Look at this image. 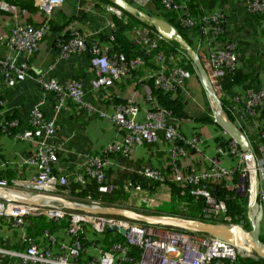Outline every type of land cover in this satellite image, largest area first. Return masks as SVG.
<instances>
[{
  "label": "built area",
  "instance_id": "2783aa9c",
  "mask_svg": "<svg viewBox=\"0 0 264 264\" xmlns=\"http://www.w3.org/2000/svg\"><path fill=\"white\" fill-rule=\"evenodd\" d=\"M34 1L39 10L44 13V20L39 25L16 19L20 14L19 8L0 1V7L9 9L17 20L10 28L9 33L1 39L4 52L0 55V77H2L1 81L4 85H11L16 81L25 80L30 75L28 61L37 52L40 43L49 33V19L53 17L56 9L62 7L65 3V0ZM127 1L146 7L152 0ZM162 2L168 9L181 8L176 0H162ZM244 3L248 11L253 13L264 12V0H245ZM109 9L119 15L121 14L113 7H109ZM182 22L187 28L195 26V21L189 16L183 17ZM199 29L203 33L201 53L206 67L221 91L220 80L225 77L228 70L237 69L239 59L238 43L237 41H222L221 37L227 36L229 31L228 18L223 14L214 13L204 16ZM69 32L71 38L60 43L62 54L67 57L73 53L86 51L89 47L86 36L80 34L74 25L69 27ZM131 35L138 43L147 46V52L151 51L150 47L157 46L155 39L161 38L158 34L154 35L148 27H135L131 30ZM216 37H218L217 40ZM90 51V63L95 74L91 80V89L100 97H102L100 94L105 92L106 95L103 97L113 98L114 96L108 89L113 87L115 82L128 72L137 70L141 64L140 58L127 60L123 54L111 56L109 46L100 45L97 41L94 42ZM157 58L160 62V69L155 76L156 84L173 93L180 89L188 94L187 80L192 74L177 66H167L165 56L161 53L157 54ZM37 82L44 89L55 93V100L59 109L67 98L77 103V105L86 106L83 102L85 90L77 79H70L65 85H62L55 79L39 74ZM188 96H190V93ZM243 97L237 94L232 98L233 108L235 113L237 112V123L239 124L245 120L242 114L243 110L244 113L250 116L257 115L256 107L264 99V90L255 92V90L249 89ZM243 99L245 100V107L237 109L236 106ZM147 100L151 104V108L147 111L144 120H137L140 108L133 99H129L123 106L109 108L111 111L101 110L98 113L101 118H109L111 122L116 124L118 129L117 137L101 153L96 155L85 154L83 157L86 174L100 183L101 191L110 189L109 186L104 184V170L113 163L110 155L112 152H122L124 155L131 157L136 145L141 142L157 143L160 139L159 132L163 131L165 140L172 145L171 161L175 166L173 178L197 186L193 193L205 197L204 213L210 219H224L229 222L232 220L231 217L227 216L225 201L217 194L206 189L203 183L214 178L228 179L235 172L239 173L240 181L237 189H241L242 192L246 193L248 203L252 206V210L255 208L254 211H256L253 213L250 209L249 215L253 217L260 207L264 211V132L262 145L259 148L263 156L255 153L254 173L247 164L246 155L240 152L234 140H230L226 147L218 145L217 152L220 155H232L240 158L241 163L239 166L230 170L217 167L219 172L214 173L208 171L197 173L194 167L189 166V172L185 173L177 168L175 158L185 155L186 146L199 151L203 138L198 135H193L191 139L185 138L176 129L174 123L176 118L172 112L161 107L151 94H148ZM2 106H4V103L0 100V107ZM90 109L94 108L90 107ZM18 124L17 119L2 121L0 123V135L6 133L19 140L36 141L37 149L27 161L28 164L36 168V171L29 178L16 180L13 184H10L9 180L4 178L0 171V229L3 220H9L12 226L18 227L24 225L26 216L44 214L52 219L59 220L69 215L70 223L65 232L66 236L77 235L82 232L85 223L101 233L105 232L107 227L113 225L125 227L127 229L125 235L127 237L126 246L136 245L142 250L141 257L132 264H211L213 259L235 260L238 255L249 256L248 252L208 235L155 229L145 224L118 217L91 215L85 212L72 211L63 204H55L53 197L59 192L64 193L61 190L69 184L68 176L58 174L55 171V167L61 159V149L50 142L58 129L56 122L47 119L40 107L37 106L31 111L29 128L22 132L16 131ZM140 168L144 175L159 179V181L164 180V177L156 168L145 165ZM77 180L84 182L82 174L78 175ZM242 180H246L244 184H241ZM245 182L247 183L245 184ZM126 187H135L138 191L141 190L139 185H126ZM259 195L262 196L260 203L256 201ZM87 204L96 207L102 205L95 200ZM134 230L142 233L140 238L137 237ZM81 249L82 245L79 241H75L71 246L66 242H60V253H54L52 248L41 249L36 244H32L25 251H17L0 245V264H124L125 259H128L125 245L116 243L110 250L100 249L99 256L86 263L73 261L72 259L79 255ZM175 250H180L181 254H177ZM7 258H9V262L6 261Z\"/></svg>",
  "mask_w": 264,
  "mask_h": 264
},
{
  "label": "crops",
  "instance_id": "0c3cea01",
  "mask_svg": "<svg viewBox=\"0 0 264 264\" xmlns=\"http://www.w3.org/2000/svg\"><path fill=\"white\" fill-rule=\"evenodd\" d=\"M244 2L245 0H223L218 6L216 4L211 12L208 11L207 16L214 13L225 16L232 15L230 29L235 27L241 31H248L247 37L249 40L245 39L246 43H252L256 39L253 43L256 42L255 44L258 48L253 53V57L255 60L259 59V62L261 60L263 62L259 66V80L264 83V55L258 56L261 47V36L258 34V30L254 32L249 27V24L243 20L244 8L242 6L245 5ZM109 7L110 5L101 4L98 0H65L64 5L56 9L52 17L56 22V29L46 35L40 43L37 52L28 61L30 75L25 80L16 81L11 85H4L3 81H1L2 77H0V100L4 103V106L0 107V123L6 118H9L8 120L17 119L19 124L16 131L22 132L30 127L32 109L37 106L40 107L45 117L55 120L58 127L56 134L50 139L52 144L57 145L61 149V159L56 166V172L68 176L69 181L70 179L76 181L78 175L84 170L83 157L85 154H99L106 145L117 137L118 129L116 124L111 122L109 118H101L98 114L101 110L111 111V108H116L118 105L115 103V98H121L125 102L133 99L140 108L137 120H144L146 119L147 111L151 108V104L147 100L148 94H150L149 88L143 84V80L154 75L151 68L143 67L144 65L140 64L136 70L140 75L139 85L130 83L121 91L115 86V83L113 91H110L115 98L103 97L102 99L91 89V80L95 74L90 63V50L73 53L67 57L62 54L60 43L62 40H67V36L70 34L69 27L73 25L77 27L80 34L86 36L89 45L96 41H104L102 44L106 45V39L102 40L101 38L104 35L110 38L114 29L113 15L115 16V12L110 10ZM16 19H25V21H34L32 23L39 24L44 20V15L40 13L26 14L25 17ZM16 19L11 16L10 12L9 14L0 13V55L4 52L1 39L9 33L10 28L16 23ZM245 46L250 47L248 45ZM141 63L144 64V59L142 58ZM39 74L55 79L62 85H65L70 79L80 81L85 90L83 102L86 106H78L77 103L67 98L59 109L55 100V93L44 89L37 82ZM187 90L190 93V96H188L189 93H185L189 108L187 117L177 119L176 127L187 139H191L193 135L201 136L203 143L199 147V151L188 148L184 156H177L175 158L177 168L188 173L189 166H192L197 170V173L203 171L214 173L219 172L217 167L230 170L235 166H239L241 163L240 158L232 155H220L217 152L218 144L215 137L217 135H225L227 137L225 132L214 122L210 120L205 122L199 119L202 115L210 114L213 117V114L209 110L210 100L196 74H192L187 80ZM235 90L236 93H243L239 87L235 88ZM227 93L226 95L229 96V92ZM96 104H100V106ZM90 107L94 109H90ZM207 112L209 114H206ZM242 125L247 131V135L254 136L256 131L260 130V126L256 125L255 122H246L244 120L241 123ZM257 139L255 138L254 141H257ZM259 145L258 142V151ZM36 149V141L19 140L6 133L0 135V171L2 176L9 180L10 184L19 179L29 178L36 171L34 166L27 163L28 159L34 155ZM171 149V143L160 138L152 147L140 148V146L136 145L131 159L139 165L148 164L152 167L163 168L171 164L173 165L171 169L173 174L175 166L171 161ZM233 176V174L230 175V177ZM163 189L165 190L163 195L167 196L166 194L169 191L167 185H161L157 189L158 193L161 194L160 191ZM64 193L61 194L59 192L58 198L62 197V195L71 197L68 194L69 191H64ZM141 194L143 195V193L137 194L133 192L129 204L138 205L139 199L145 198ZM53 200L55 204H62L57 198L56 200L53 198ZM262 235L264 236V224ZM10 236H12L10 230L7 228L0 229L1 242L8 240ZM10 240L13 241L12 238ZM58 240L60 239H57L56 235L50 238L52 244L57 243ZM52 251L54 253L61 251L60 242H58L57 246L52 247ZM97 255L99 256V254Z\"/></svg>",
  "mask_w": 264,
  "mask_h": 264
},
{
  "label": "trees",
  "instance_id": "16d2710c",
  "mask_svg": "<svg viewBox=\"0 0 264 264\" xmlns=\"http://www.w3.org/2000/svg\"><path fill=\"white\" fill-rule=\"evenodd\" d=\"M98 1L101 4H107L114 7L111 0ZM176 1L181 6L180 9H168L163 4L162 0H152L151 3L146 7L138 6L134 3L133 4L149 14L162 17L169 21L179 30V32L187 39V41L191 45H193L195 49H198L203 46L201 42L203 33L199 29V27L202 25L203 17L207 15L208 11L211 12V10L215 8L216 4L218 6V4L221 3V1L223 0ZM3 2L9 5L17 6L20 9V17H25L26 14L35 13H40L44 15V13L41 12L37 6H35L34 0H4ZM242 8H244L243 20L249 24V27L254 32L258 30V34H260L261 36V47L258 56L264 55V12L253 13L251 11L246 10L247 8L245 5H243ZM9 12V10L1 9L0 7V13L9 14ZM186 16H189L195 21V26L193 28H187L183 25L182 18ZM226 17L228 18L230 25L228 35L221 37L222 41H237L240 50H242L243 48H247L245 46L247 45L245 39H239V36L237 34V31L241 30L236 29L235 27L234 29H230L232 15H227ZM113 21V35L110 38L109 36L105 35L101 38L102 40L106 39V45L102 44V42L104 41H98V43L103 46H109L111 56L123 54L127 60H131L134 58L144 59V64L141 63V65H144L143 67L146 66L148 68H151L152 72H154L153 76L147 78L146 80H143V84H145L149 88V93L153 95V97L156 99L157 103L161 107L171 111L176 119L187 117V110H189V108L187 97L184 91L179 89L177 92L173 93L157 85L155 82V74H157L160 69V62L157 58L158 53H161L165 56V64L167 66H177L189 71L191 74H196L194 65L191 60L188 59L185 52L182 51L178 44L174 41H169L163 38L155 39L157 42V46L150 47L151 51L147 52V46L142 45V43H138L135 38L131 35L132 29H134L135 27H145L146 25L140 23L136 19L126 14H123L122 16L113 15ZM32 22L34 21H31L29 23ZM32 24L39 25L40 23ZM48 25L50 26V31L56 29V22L52 18L49 19ZM151 30L156 34L154 29ZM245 32L243 31L241 35H245L248 39V31ZM67 37V40L70 39L71 34H69ZM217 39L218 37H216V40ZM66 41L62 40V42ZM92 46L93 44L91 45L90 49L92 48ZM259 61V59L255 60V58H246L245 53H241L240 56L239 52L237 69H234L235 71L228 70L225 77L222 78L221 86L223 107L228 118L236 123L237 112L235 113V109L233 108L232 98L237 94L241 95L242 98H244V93L249 89H253L255 90V92L264 90V83L259 80V66L263 62L262 60L261 62ZM139 77V73H137L136 70H132L123 77H121L118 81H116L115 86L122 91L130 83H137L139 85ZM237 87L242 89L243 93H236L235 88ZM113 88L114 87L109 88L108 91H113ZM227 92H229V96L226 95L228 94ZM104 95H106V93L102 92L101 96L103 97ZM115 101L118 106H123L126 103L125 100L121 98H115ZM244 103L245 100L243 99L242 102H240L236 106V108L243 109L245 107ZM256 109L257 115L254 117L244 113V110L241 111L244 115V119L246 120V122H255L256 125L260 126V130L256 131L254 136L248 135V137L251 140L255 152L258 153L260 156H263L262 151H260L259 153L257 149V143L259 142V144H262V132L264 130V99L256 107ZM206 114H209V112H207ZM8 119L9 118H6V120ZM199 119L205 122H209V120L211 122H214V119L210 114L202 115L199 117ZM239 125L241 126V124ZM241 129L247 133L244 125L241 126ZM225 134L228 138L225 135H217L215 137V140L218 145L226 147L230 142V136L227 133ZM159 137L165 140L163 131L159 132ZM255 138H258L257 141H254ZM138 146H140V148L152 147L153 144L141 142L138 144ZM110 155L113 163L107 166L104 170V184L110 187L109 190L101 191L100 183L95 178L88 177L85 169L80 173L84 177V182L80 180H72L69 182L68 185L63 187L62 190L69 191L68 194L72 197L73 200L79 202L82 201L86 204L95 200L100 202L102 205L106 206L127 205L135 209L141 210V207L145 205L146 199L148 197L153 196L151 195V193L153 192L159 195V191H157V189L164 184L167 185L169 189L167 195H169V197L172 201H174V203H179V211L174 210L172 211V214H178L191 218H205V197L193 193V191L197 188L196 185L187 181L174 179L171 171L173 165L168 164L163 168L156 166L153 167L159 170L161 176L164 177L163 181H159V179L150 178L144 175L143 172L140 171V167L142 165H139L136 161L131 159L130 156H126L122 152H112ZM55 169L57 168L55 167ZM233 175L234 176L230 177V179L214 178L208 182H204L203 186L210 192L217 194L221 199L225 201L228 212L227 216L232 217V222L238 223L240 221H244L246 224V228L249 229L250 224L245 221L248 217L247 198L245 195H240L236 190V183L239 180V173L236 172ZM126 185H139L141 187V190L138 191L135 187L127 188ZM141 191H144L145 194ZM133 192L137 194L143 193V195H141L142 197H145L139 199L138 205H131V203L129 204L130 197ZM211 220L214 222H227L224 219L211 218ZM10 223L11 222L9 220H3L1 223V229L7 228L11 231L12 236H10L9 239L6 241H0V245L5 246L9 249L25 251L32 244H36L41 249H47L52 248L55 245L57 246L58 242H66L68 245L71 246L74 244L75 241H79L82 245V249L80 250L79 255L76 258H73L72 260L75 262L77 261L79 263H86L96 258L98 256L97 254H99L100 249L104 251L110 250L114 244L121 243L127 248L126 256L128 257V259H125L124 264H132V262H135L141 257L142 250L136 245L126 246L127 242L125 235H122L117 231H105L101 233L95 230L88 223H85L82 232H79L77 235L66 236L65 232L70 223L69 215L59 220L52 219L44 214L31 215L25 217L23 226L15 227L12 226ZM54 235H56L57 239L60 240H58L57 243L52 244L49 238L50 236ZM11 238L13 239V241L10 240ZM6 261L9 262V258H7ZM211 264H264V260L255 257L238 255L235 260L213 259L211 261Z\"/></svg>",
  "mask_w": 264,
  "mask_h": 264
},
{
  "label": "water",
  "instance_id": "95a60500",
  "mask_svg": "<svg viewBox=\"0 0 264 264\" xmlns=\"http://www.w3.org/2000/svg\"><path fill=\"white\" fill-rule=\"evenodd\" d=\"M114 7L121 14H126L154 31L163 39L174 41L180 49L185 52L188 59L194 65L196 75L210 100L209 110L213 114L214 122L236 142L241 152L246 155L247 164L250 168L255 166V154L252 143L241 127L230 120L225 113L221 93L217 87V82L211 76L206 67L203 55L199 49H195L179 30L166 19L149 14L139 7L131 4L127 0H111ZM245 180H242L244 183ZM245 195V193H240ZM62 204L71 210L85 212L91 215H105L120 217L126 220L145 224L155 229L174 230L191 234L208 235L241 250L249 252V256L264 260V241L262 239V225L264 219L263 208L260 207L256 215L249 217L250 229L243 227L244 221L239 224H228L224 222H214L208 217L191 218L178 214H162L147 212L127 206H92L75 202L69 198L55 196ZM106 232L117 231L126 235L127 229L119 225H113L105 229ZM181 254L180 250H175Z\"/></svg>",
  "mask_w": 264,
  "mask_h": 264
},
{
  "label": "rangeland",
  "instance_id": "374dc122",
  "mask_svg": "<svg viewBox=\"0 0 264 264\" xmlns=\"http://www.w3.org/2000/svg\"><path fill=\"white\" fill-rule=\"evenodd\" d=\"M1 1H4V0H1ZM34 4H35V1H34ZM13 6V5H12ZM12 8V7H11ZM11 12V11H10ZM11 16H12V13H10ZM116 16H119L118 13H114ZM25 20V19H23ZM74 27L77 29V27L74 25ZM78 31V29H77ZM245 32V31H244ZM241 33H243V31H237V34L239 36V39L243 40V39H247L245 35H241ZM246 33V32H245ZM251 41V40H250ZM254 41H256V39H254ZM253 41V42H254ZM247 43L248 46L250 47H247V48H243L242 50H239L240 48L238 47V51L241 52V53H245V56L246 58H254L253 57V53L255 52V50L258 48V46H256V42L255 43ZM243 47V46H242ZM183 91V90H182ZM206 93V92H205ZM97 106H100V104H96ZM96 107V106H95ZM97 108V107H96ZM107 146V145H106ZM191 148V147H189ZM192 150L196 151L195 148H193ZM145 166H149L148 164L145 165ZM237 167V166H236ZM252 171L254 172V168H252ZM70 181H72L70 179ZM247 183V182H246ZM240 192L241 189H240ZM161 194L157 195L156 193H151V195H153L152 197H148L145 201V205H143V207H141V210H146V211H152V212H158V213H162V214H172V211L176 210V211H179V203L172 201L171 198L169 197V195L167 196H164L163 193H165V190H161L160 191ZM256 201L258 203H260L262 201V196L259 195L256 199ZM123 203V202H122ZM120 206H127V205H120ZM205 206H206V202H205ZM251 209L252 210V206L247 205V210ZM254 209V208H253ZM253 213L254 210H252ZM246 222L249 223V220H248V217L247 219L245 220ZM250 224V223H249ZM263 236V235H262ZM126 240H127V237L125 236Z\"/></svg>",
  "mask_w": 264,
  "mask_h": 264
},
{
  "label": "clouds",
  "instance_id": "9594fccd",
  "mask_svg": "<svg viewBox=\"0 0 264 264\" xmlns=\"http://www.w3.org/2000/svg\"><path fill=\"white\" fill-rule=\"evenodd\" d=\"M0 1H1V0H0ZM131 4H133V3H131ZM133 5H134V4H133ZM13 6H15V5H13ZM35 6H36V5H35ZM16 7H17V6H16ZM110 7H113V6H110ZM113 8H115V7H113ZM1 9H2V8H1ZM115 9H116V8H115ZM5 10H9V9H5ZM19 10H20V9H19ZM116 10H118V9H116ZM9 11H10V10H9ZM118 11H119V10H118ZM10 13H11V12H10ZM122 15H123V14H120L119 16H122ZM12 16H13V14H12ZM19 17H20V16H19ZM145 27H146V26H145ZM148 28H149V27H148ZM150 29H151V28H150ZM49 33H50V31H49ZM49 33H48V34H49ZM153 33H154V32H153ZM48 34H47V35H48ZM154 34H155V33H154ZM156 35H157V33H156ZM97 42H98V41H97ZM93 44H94V43H93ZM88 45H89V43H88ZM90 47H91V45H89V47H88L89 50H91ZM198 49H199L200 51L202 50L201 48H198ZM90 53H91V51H90ZM90 58H91V56H90ZM140 59H141V58H140ZM155 76H156V74H155ZM221 81H222V79L220 80V85H221ZM219 91H220V90H219ZM220 93H221V96H222V86H221V91H220ZM78 106H79V105H78ZM5 120H6V119H5ZM176 121H177V119H176ZM174 123H175V122H174ZM235 123H236V122H235ZM237 124L239 125V123H237ZM175 126H176V124H175ZM239 126H240V125H239ZM240 127H241V126H240ZM176 129H177V127H176ZM263 132H264V131H263ZM263 132H262V135H263ZM245 133H246V132H245ZM247 136H248V135H247ZM231 140H232V139H231ZM184 145H185V144H184ZM184 145H183V146H184ZM261 145H262V144L260 143L259 148H260ZM189 147H190V146H188V147L186 146L185 149H188ZM252 147H253V145H252ZM253 151H254V154H255L256 152H255L254 148H253ZM240 152H241V150H240ZM241 153H242V152H241ZM259 153H260V150H259ZM256 154L259 155L258 153H256ZM92 155H93V154H92ZM259 156H260V155H259ZM149 166H150V165H149ZM150 167H152V166H150ZM235 167H236V166H235ZM235 173H236V172H235ZM237 173H238V172H237ZM245 181H246V180H245ZM69 182H70V181H69ZM9 183H10V182H9ZM237 183H240V181L238 180ZM241 184H244V183L242 182ZM245 184H246V182H245ZM237 187H238V184L236 185V190H237V192H238L239 194L242 193V192H240V190L237 189ZM61 191H64V190H61ZM243 193H245V192H243ZM240 195H241V194H240ZM56 196H58V193H57ZM245 196H246V193H245ZM62 197H65V196L62 195ZM65 198H69V199L73 200L72 197H65ZM246 198H247V196H246ZM73 201H75V200H73ZM75 202H79V201H75ZM79 203H84V202L81 201V202H79ZM247 205H248V207H249V205H250V204L248 203V199H247ZM119 206H120V205H119ZM127 207H130V206H127ZM130 208H132V207H130ZM70 210H71V209H70ZM72 211H74V210H72ZM249 212H250V209L247 210L248 220H249V217H250ZM227 213H228V212H227ZM255 215H256V214H255ZM255 215H254V216H255ZM254 216H253V218H254ZM205 217H208V216L205 214ZM229 217H231V216H229ZM231 218H232V217H231ZM208 219L211 220L209 217H208ZM211 221H212V220H211ZM219 222H224V221H219ZM224 223H228V224H239V222H238V223H234V222H232V221H231V222L227 221V222H224ZM263 224H264V219H263ZM243 225H244V228L247 229L246 226H245V225H246L245 222H244ZM249 229H250V228H249ZM249 229H247V230H249ZM248 253H249V252H248ZM249 257H252V256H249Z\"/></svg>",
  "mask_w": 264,
  "mask_h": 264
},
{
  "label": "bare ground",
  "instance_id": "6f19581e",
  "mask_svg": "<svg viewBox=\"0 0 264 264\" xmlns=\"http://www.w3.org/2000/svg\"><path fill=\"white\" fill-rule=\"evenodd\" d=\"M254 173V172H253ZM254 210H255V208H254ZM255 212V211H254ZM135 231V233L137 234V237L138 238H140V235L142 234L140 231H137V230H134Z\"/></svg>",
  "mask_w": 264,
  "mask_h": 264
}]
</instances>
